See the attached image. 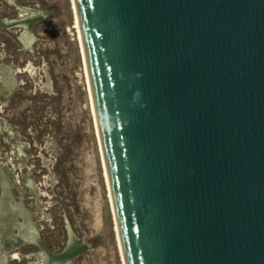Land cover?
I'll return each mask as SVG.
<instances>
[{
    "label": "water",
    "instance_id": "95a60500",
    "mask_svg": "<svg viewBox=\"0 0 264 264\" xmlns=\"http://www.w3.org/2000/svg\"><path fill=\"white\" fill-rule=\"evenodd\" d=\"M77 6L127 264H264V0Z\"/></svg>",
    "mask_w": 264,
    "mask_h": 264
},
{
    "label": "rangeland",
    "instance_id": "374dc122",
    "mask_svg": "<svg viewBox=\"0 0 264 264\" xmlns=\"http://www.w3.org/2000/svg\"><path fill=\"white\" fill-rule=\"evenodd\" d=\"M17 1L46 19L28 48L14 39L19 30L0 31L1 48L8 51H2L3 62L20 71L13 67L16 97L0 101V174L11 171L15 193L29 186L25 205L54 254L66 247L72 230L90 245L73 264H125L74 1ZM0 7L3 17L20 14L6 2ZM26 250L38 251L32 245Z\"/></svg>",
    "mask_w": 264,
    "mask_h": 264
},
{
    "label": "flooded vegetation",
    "instance_id": "af4514ba",
    "mask_svg": "<svg viewBox=\"0 0 264 264\" xmlns=\"http://www.w3.org/2000/svg\"><path fill=\"white\" fill-rule=\"evenodd\" d=\"M0 1L10 4L20 12L18 16L11 19L0 15V22L19 20L27 16L18 7L10 3L9 0ZM15 1L22 7L32 8L21 5L17 0ZM1 12H3L2 7H0ZM35 27L33 28V37L30 40H28L27 31L24 28L8 30L1 27L0 31L3 30L6 34L15 35L14 30H19V36L15 35L14 39H17L19 43L28 48L30 43L35 39ZM2 40L4 39L0 38V101H6L12 95L13 98L16 97L18 80H15L13 71L14 69L18 73L20 71L17 70L16 65H9L3 62L2 51H4L5 55L8 54V51L6 48H1L2 44L6 47L5 40V43H2ZM11 176L12 173L9 170H6L5 175L1 176L0 174V264H43L41 249L36 244L37 236L44 242L39 229V220L35 212L27 209L25 205V200L31 195L28 192L29 186H25V190L23 189L15 193L14 186H17L18 183L14 179L12 180ZM29 245L35 246L38 251L28 252L26 249ZM46 247L49 249L47 245ZM18 250L21 251L20 254H18ZM51 253L55 255L52 251Z\"/></svg>",
    "mask_w": 264,
    "mask_h": 264
},
{
    "label": "bare ground",
    "instance_id": "6f19581e",
    "mask_svg": "<svg viewBox=\"0 0 264 264\" xmlns=\"http://www.w3.org/2000/svg\"><path fill=\"white\" fill-rule=\"evenodd\" d=\"M73 1H74L75 11H76V18H77L76 29H77V32L79 34V37H80V40H81V44H82V48H83L84 61H85V66H86V71H87V76H88V82H89V87H90V94H91V98H92V104H93V108H94V114H95V118H96L98 134H99V137H100V142H101L102 151H103V155H104L105 169H106L107 178H108V186H109V190H110V196H111V200H112V205H113L114 212H115L114 215H115V220H116L118 234H119L121 248H122L121 251L124 254L125 264H127V259H126V255H125V249H124L122 236H121L120 224H119L117 211H116V206H115V199H114L112 184H111L110 175H109V171H108V166H107V162H106V158H105V152H104L103 141H102V134H101L100 126H99V120H98V115H97V110H96V105H95V99H94V94H93V86H92V81H91L90 72H89L88 63H87L86 54H85V48H84V42H83V36H82V30H81V24H80V17H79V11H78V6H77V0H73Z\"/></svg>",
    "mask_w": 264,
    "mask_h": 264
}]
</instances>
